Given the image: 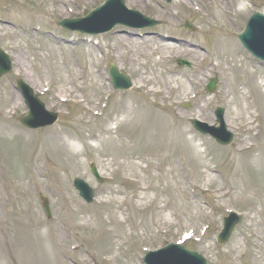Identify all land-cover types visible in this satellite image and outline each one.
Wrapping results in <instances>:
<instances>
[{"label": "rangeland", "instance_id": "374dc122", "mask_svg": "<svg viewBox=\"0 0 264 264\" xmlns=\"http://www.w3.org/2000/svg\"><path fill=\"white\" fill-rule=\"evenodd\" d=\"M61 1L62 6H54V0H0V48L13 61L12 72L0 80V264L2 258L22 264L8 240L11 220L14 230L38 228L43 249L34 247V264H53L47 240L55 227L71 243V248L65 244L57 249L63 264H144L147 251L180 243L186 233L192 238L185 246L208 264H264V195L256 196L264 191V162L254 161L264 157V88L253 92L261 115L256 129L248 115L237 114L240 105L233 88L235 77L244 80L254 74L264 80V65L236 39L254 12L264 14V0H218L223 7L217 0H173L171 5L165 0H125L129 9L162 21L157 30L165 37L167 32L185 41L147 38L158 51L151 55L138 50L139 61L131 58L127 46L120 47L119 38L125 31L147 34L152 29L119 26L98 36L66 31L58 21L86 15L106 0ZM240 1L247 8L242 16L237 15ZM219 7L229 13L219 15ZM185 21L196 28L194 33L182 28ZM18 57L23 66L19 71ZM178 58L192 61L194 69H179ZM111 64L131 77L132 90L113 93ZM215 76L218 89L208 95L205 87ZM20 79L48 111L59 115L54 126L29 130L22 125L28 108L15 89ZM139 84L145 87L139 89ZM63 93L69 103L55 99ZM217 107H224L227 130L234 135L230 147L218 145L190 123L197 119L219 126ZM178 126L189 128L201 142L187 143ZM245 139L250 145L242 150ZM91 163L105 179L102 185L91 173ZM234 175L242 180L237 192L230 188ZM75 178L94 189L92 204L74 188ZM126 178L139 183L131 185ZM41 196L50 202V220ZM229 212L238 213L240 223L219 248L217 236ZM14 242L16 248L19 240ZM98 242L103 243L101 250L94 248ZM108 247L110 252L104 253Z\"/></svg>", "mask_w": 264, "mask_h": 264}, {"label": "bare ground", "instance_id": "6f19581e", "mask_svg": "<svg viewBox=\"0 0 264 264\" xmlns=\"http://www.w3.org/2000/svg\"><path fill=\"white\" fill-rule=\"evenodd\" d=\"M216 2L218 5L222 6L220 1L217 0ZM239 4H240V6H239L240 8H238L237 15L242 16V15L246 14L247 8L244 6L242 1H240ZM54 6H62V1L61 0H54ZM217 12L219 14H224V13L228 14L227 10L225 8H221V7H219L217 9ZM60 13L63 14V12H61V11H60ZM134 37H135V34L128 32V33H126V36L119 38V41H120V47L121 48H123V46L128 47L129 53L131 54V58H133L135 61H139L142 58V56L139 54L138 50L142 53L144 51L151 52L150 53L151 55H154L158 51V49H156V48L154 49V47H152V45H153L152 42L145 40V39L144 40L133 39ZM130 45H134V47H130ZM95 51L96 50H94V52ZM15 62H16V66L18 68V71L20 68L23 69V66L21 65V62H22L21 58H19V57L16 58ZM161 62H164V58H161ZM235 73H236V71H235ZM77 81H80L79 78H77ZM95 81L97 83H102L101 81H98L96 78H95ZM145 83L150 85L151 81L149 79H146ZM94 85L97 87V84L95 82H94ZM41 87H43V84L41 85ZM144 87H145V85H140V84L138 85L139 89H142ZM237 87H238V91L236 90ZM167 88L171 89L172 88L171 84L168 85ZM233 88H234L236 103H237V105L238 104L240 105L237 107V114L238 115H245V114L248 115L250 118L249 122L252 119H254V117H255V119L257 117L258 118L261 117L260 109L258 108V104L255 101V99H253L254 93H253L252 89L255 90L257 92V94H259L260 91L263 92L262 89L264 88V80L260 81V78L258 79L254 74L246 75L245 80H242V79H239L238 77H235V79L233 81ZM152 92H155V91L152 90ZM71 94H73V93H71ZM66 97H67V93L66 94L63 93L61 95H55V99H57L60 102H66V99H65ZM13 99H15L14 96H13ZM74 99L76 100V99H78V97L74 98ZM60 102H57V103L59 105H61ZM252 112H254V114ZM123 114H124V112H123ZM253 115H255V116H253ZM226 125H227V127L230 126V124H228V122H226ZM249 125L254 126V122L249 123ZM257 127H259V125L254 126V129H256ZM178 129L180 130V134L183 135V137L186 139L187 143L192 144V145H198V142H201V140H199L195 135H193L191 133L190 129L187 128L186 126H178ZM263 132H264V130H263ZM187 135L190 136V138H188ZM255 135H256L257 140L261 139L260 133L259 134L256 133ZM56 138H57L56 140H59L58 137H56ZM70 140H71V142H75V140L73 138L68 137V141H70ZM249 145H250V143H247V140L245 139L242 143L241 149L242 150L247 149ZM52 146L55 148H58L57 145H52ZM70 148L72 151L75 149V147L73 148L71 145H70ZM71 150L69 151L70 153L72 152ZM254 161L258 162V163L264 162V157L261 156L260 158L254 159ZM129 167L135 168L134 164H128V168ZM211 178H214V177L210 174L209 181H212ZM241 184H242V180L240 178H236L234 175L232 177V182L230 184V188L233 189L235 192H237V191H239V186H241ZM142 189H144V188H142ZM230 192H232V191L231 190L230 191H224L221 194V196L223 198H225L228 196V194ZM262 195H264V191L259 192L256 196L261 197ZM0 201H2L1 197H0ZM9 201H10V199H9ZM27 205H29V202L27 203ZM101 206H102V204H101ZM95 214H97V213H95ZM166 220H168V219H166ZM32 229L29 228V229H22L21 230V229L16 228L14 230L12 220L8 224V227H7V233L9 235L8 240H9V242H11V247L16 251V253L19 256H21L22 264H34V262L31 259V256L33 254V250H34L35 246H39V247H41V249H43V245L40 244V242H39L40 241L39 240L40 235L37 232L38 228L36 226H34V228H32ZM117 229H119V227ZM120 229H122V228H120ZM53 230L55 233L51 234L49 236V240H47L49 244L52 243V247H53V248H51V251H52V256H51L52 262L51 263L63 264L64 261H61L58 258V256L56 257V253L58 252L57 249L60 250L61 247H63L65 244L69 248H71V243L68 242V237H66V235L61 234V229H59L58 227H55ZM119 231H121V230H119ZM16 238H17V240H19V242H18L19 244H17V247L15 248L14 247L15 242L12 244V241H14V239H16ZM42 240L44 241V238H42ZM115 240H117V239L113 240V242L111 243L112 245L114 244ZM54 243H57V245ZM102 245H103V243L98 242L94 245V248L96 250H101L100 247ZM110 250L111 249L108 247V248H105L103 250V252L109 253ZM28 258H30V260H28ZM2 260H3L4 264H7L6 260L4 258H2ZM76 262L78 264H81V262L78 260Z\"/></svg>", "mask_w": 264, "mask_h": 264}, {"label": "water", "instance_id": "95a60500", "mask_svg": "<svg viewBox=\"0 0 264 264\" xmlns=\"http://www.w3.org/2000/svg\"><path fill=\"white\" fill-rule=\"evenodd\" d=\"M120 3L123 6L122 0L119 1V4ZM118 7H120V5ZM98 14H99V11H98ZM136 14L137 13H135V15ZM94 15H96V12L93 13L88 19H86V22L91 23L92 19H94ZM130 21L131 20L128 19L126 15L122 17L121 15L115 14L114 16L113 14L112 18L106 24H104L103 26H101V28L95 31H92V32L94 34L106 32L108 30H111V28L117 23H122V24L129 25V26H135ZM254 23H259L264 26V17L260 14H256L252 16L245 34L243 36H240L239 39L241 40L242 44L251 53L259 57L260 59L264 60V44H261L259 42L261 37L257 35L254 38L253 36V24ZM69 24H70L69 21H62L59 23L60 26H63L65 28H68ZM255 32L257 34L259 31L256 30ZM0 60H1V64H0L1 65L0 66V77H1L4 73H6L9 70L11 64H10L8 57L0 55ZM111 77L113 80V84L115 85V88L117 89H129L132 86V83L130 79L128 78V76L119 74L118 70L114 66L111 69ZM20 86L22 88L23 94L28 99V103H30V99H32V92L24 84L20 83ZM215 88H216V82L212 81L208 90L210 92H213ZM32 106L35 109L34 114L38 111V113L44 115L45 110L43 106L41 105L38 106V104L36 103H32ZM216 115L218 117V120L221 123H223V120H222L223 111L218 110ZM48 116L50 117V119L49 120L44 119L42 123L38 122L40 124L33 121L32 117H27L26 119L23 120V123L30 128H37L40 126L53 125L57 120V115L48 114ZM192 123L194 127L200 130L201 132L209 133L208 130L202 129L203 128L202 125L196 124V121H192ZM224 129H225L224 124H222V130ZM214 132H218L217 134H213V136L216 137L218 142L223 145H229L233 140L232 135H229L228 137H224V135H222L219 130H216ZM77 187L82 190L83 194H85L89 200L92 199L91 190L86 185H83L80 183V185H77ZM45 209L47 213L49 214L48 203H45ZM229 220H230L229 224L226 225V229L224 233L222 234V236H220V244H224L228 241V239L230 238L231 232L234 229V226L238 222V219L235 216H232ZM154 256H155V261H153L151 258L152 254L147 255V258H146L147 264H206L205 261L200 256L196 255L195 253H189L181 247H171L170 246L169 248L160 251V253H156Z\"/></svg>", "mask_w": 264, "mask_h": 264}]
</instances>
